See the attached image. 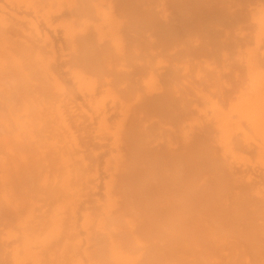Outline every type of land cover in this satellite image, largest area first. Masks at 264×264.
Masks as SVG:
<instances>
[{
    "label": "bare ground",
    "instance_id": "6f19581e",
    "mask_svg": "<svg viewBox=\"0 0 264 264\" xmlns=\"http://www.w3.org/2000/svg\"><path fill=\"white\" fill-rule=\"evenodd\" d=\"M0 264H264V0H0Z\"/></svg>",
    "mask_w": 264,
    "mask_h": 264
}]
</instances>
